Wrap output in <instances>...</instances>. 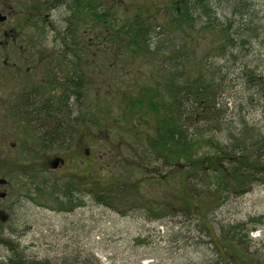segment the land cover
<instances>
[{
  "label": "rangeland",
  "instance_id": "rangeland-1",
  "mask_svg": "<svg viewBox=\"0 0 264 264\" xmlns=\"http://www.w3.org/2000/svg\"><path fill=\"white\" fill-rule=\"evenodd\" d=\"M149 1L132 0V26L148 30L150 39L143 44L152 51L122 63L131 70L127 76L116 72L118 80L134 83L128 95L147 88L167 101L165 81L172 76L178 88L215 67L211 75H219L220 89L214 107L187 98L184 114L175 109L179 102L172 112L185 116L189 133L198 140L211 137L233 154L264 137V93L244 78L248 72H264V0H205L208 15L193 3L192 26L178 23L173 7L180 6L179 0H159L158 8ZM219 29L232 38L223 57L215 49ZM156 115L150 118L151 128L159 123ZM126 123L117 114L106 122L110 135L101 136L100 161L92 169L76 165L89 158L74 153L73 162L69 158L67 166L51 173L50 197L37 186L36 197L20 201V246L0 247V264L17 262L18 255L25 263L47 264H264V177L257 175L245 186L230 182L221 192L208 179H197L195 169L189 176L175 167L174 176L175 161L163 164L148 150L155 136L120 135ZM211 126L217 128L209 131ZM207 144L192 160L209 152L218 155L213 143ZM31 181L44 186L45 176L32 172ZM28 191L27 186L21 190L23 195ZM61 193L76 195V202L62 201ZM139 193L146 196V209L133 202ZM95 196L102 205L93 201Z\"/></svg>",
  "mask_w": 264,
  "mask_h": 264
},
{
  "label": "flooded vegetation",
  "instance_id": "flooded-vegetation-1",
  "mask_svg": "<svg viewBox=\"0 0 264 264\" xmlns=\"http://www.w3.org/2000/svg\"><path fill=\"white\" fill-rule=\"evenodd\" d=\"M149 2L159 7V0ZM132 3L0 0V247L20 246V201L36 197L38 187L50 197L53 171L67 166L69 158L73 162L74 153L89 158L75 162L83 169L100 161L96 151L101 136L110 135L106 122L114 114L130 122L119 129L120 135H145V140L149 132L157 136L158 128H151L149 121L162 107L150 104L147 88L129 96L127 89L134 83L116 76L118 70L124 76L131 71L122 63L152 51L133 47ZM154 98L161 103L163 95L157 92ZM147 147L163 164H170L150 143ZM173 167L176 176L179 165L174 162ZM32 172L45 176L44 186L31 181ZM26 186L30 192L25 196L21 190ZM57 195L71 202L77 197ZM95 197L93 201L102 205L104 201ZM145 198L139 193L133 202L146 209Z\"/></svg>",
  "mask_w": 264,
  "mask_h": 264
},
{
  "label": "trees",
  "instance_id": "trees-1",
  "mask_svg": "<svg viewBox=\"0 0 264 264\" xmlns=\"http://www.w3.org/2000/svg\"><path fill=\"white\" fill-rule=\"evenodd\" d=\"M193 3H195L197 7L200 6L201 8L206 9L205 12L206 15H208L209 9L205 0H179L180 6H177V3L175 5L176 7L174 6L173 8H175V13L179 16L178 23L180 25L181 22H184L185 24L192 26L191 21L194 16L191 8ZM147 31L148 30L142 26L133 27L132 32L134 36L132 43L134 48L148 49L146 44H143V42L149 40L146 39L148 34ZM216 32L219 33L214 37V40L218 42L219 45L216 46L215 49L217 54L223 57L226 53V43L229 45L232 44V38L229 34H225V31L222 29H219ZM210 69L213 71L216 68L212 67ZM212 71L206 70V73H197L193 84L190 82H182L178 88L176 86L177 80L172 76L173 80L170 78V80L165 81V88L167 90L165 95L167 96V101H165L166 99L163 96L161 103L154 98L156 92L154 91L151 93V90L147 89L150 104H154V107H157L158 105L162 107V111L157 110L159 113L156 112V116L159 118V123L156 125L158 128V134L155 137L154 142L151 141L150 145L155 147L157 154L161 155L168 163L175 161V163L179 165L181 172L184 169V171H187L188 175L191 176L193 172L192 170L195 169L197 179L203 178L206 181L208 179L217 191L222 192V190L225 191L228 189L227 185L229 186L230 182L234 184L238 183L240 185L244 184L245 186L248 185V183H251L253 179L255 180L257 175L264 177V137H260L250 146L243 144V148L240 149V152L233 154L231 153V150H227L225 147L214 142L211 137L208 139L205 138V141L201 142L197 137L192 135V132L189 133L190 126L187 124L188 120L183 118L185 116L182 115L184 114L182 110L183 100L191 98L194 103L201 104L203 108L204 106H210L211 104L212 107H214L215 95L217 94V90L220 89L218 84V79L220 77L215 71L213 72L214 77H212ZM244 78L249 82L253 81L254 87H256V91L259 94L261 92L264 93V72H260V74H251L248 72L247 74H244ZM175 105H177L175 108L176 111L182 112L181 116L172 112L175 110ZM179 108L181 110H179ZM216 128L217 127L211 126L209 131ZM207 143H213L214 149L217 151L218 155L213 156L212 152H209V155L192 160L194 154L198 152V149L203 144L208 145ZM181 161L184 164H182ZM205 188L209 189L210 187L207 184ZM230 233H233V231H230ZM230 246L232 249L235 247L232 245ZM221 247L224 250L225 247L222 245ZM218 250L219 253L222 252L220 251V247ZM222 253L226 254L225 250ZM21 258L22 257L18 255L17 262L15 260H10L9 262L10 264H47L31 260L25 263Z\"/></svg>",
  "mask_w": 264,
  "mask_h": 264
}]
</instances>
